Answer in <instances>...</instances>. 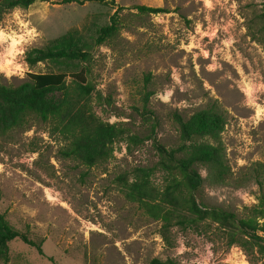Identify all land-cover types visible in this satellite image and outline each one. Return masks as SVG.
Here are the masks:
<instances>
[{
  "label": "rangeland",
  "instance_id": "374dc122",
  "mask_svg": "<svg viewBox=\"0 0 264 264\" xmlns=\"http://www.w3.org/2000/svg\"><path fill=\"white\" fill-rule=\"evenodd\" d=\"M137 5L167 12L141 13ZM115 12L118 32L95 45L97 31ZM70 30L91 52L92 110L125 133L111 155L92 166L64 157L65 141L38 118L0 134V212L15 229L41 240L44 252L14 239L7 264H53L50 256L58 264H148L154 257L252 264L215 224L201 232L173 226L168 244L162 222L125 197L121 177L151 168V181L161 188L167 174L155 143L178 145L175 113L187 118L213 107L225 119L226 166L201 169L197 200L239 217L256 203L255 167L264 163V0L36 1L0 19V83L81 70L85 64L77 61L29 66L24 59L30 48L47 47Z\"/></svg>",
  "mask_w": 264,
  "mask_h": 264
},
{
  "label": "trees",
  "instance_id": "16d2710c",
  "mask_svg": "<svg viewBox=\"0 0 264 264\" xmlns=\"http://www.w3.org/2000/svg\"><path fill=\"white\" fill-rule=\"evenodd\" d=\"M56 4L88 0H0V19L9 10L27 8L34 2ZM141 13L167 12L166 8L137 5ZM122 22L118 13L109 24L96 34L95 45L113 37ZM89 45L83 42L76 30H70L52 40L47 47H33L25 52L29 66L40 62H73L85 64L77 71L28 73L27 79L16 86L0 83V134L16 127H24L31 118L48 122L50 133L65 141L61 149L64 157L92 166L106 160L112 153V144L125 129L117 123L103 121L91 107L93 86L87 77V63L91 60ZM70 80L67 81V78ZM179 130V143L166 148L155 143L159 154L158 165L167 174L165 183L157 188L151 181V168L136 167L130 177L122 176L125 197L136 202L151 218L161 221L160 234L170 244L169 231L173 226L201 232V227L215 224L221 229L227 245L240 246L252 264H264V163L255 167V181L259 186L256 203L244 216L219 206L198 202L196 192L204 178L201 169L225 168V151L220 140L225 119L213 107L197 110L184 118L173 115ZM134 139V137H131ZM1 199V191H0ZM20 239L44 255L42 241L15 229L0 212V262L10 260L9 242ZM48 260L58 264L50 256ZM148 264H178L173 258H152Z\"/></svg>",
  "mask_w": 264,
  "mask_h": 264
}]
</instances>
